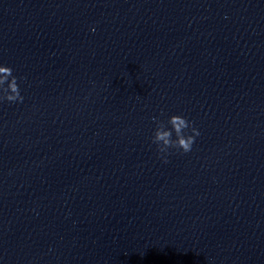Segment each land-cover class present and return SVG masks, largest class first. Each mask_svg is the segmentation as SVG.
<instances>
[{
    "label": "clouds",
    "instance_id": "9594fccd",
    "mask_svg": "<svg viewBox=\"0 0 264 264\" xmlns=\"http://www.w3.org/2000/svg\"><path fill=\"white\" fill-rule=\"evenodd\" d=\"M23 99L18 78L13 74V69L9 66L0 65V102L17 103L23 102ZM153 121L157 123V118L153 117ZM168 123L171 125L172 130L166 131L156 128L152 137V143L157 146V151L161 154V158L165 163L168 162L169 149H177L183 153H188L192 150L196 137L200 135L199 130L193 126V123L182 115L170 116ZM173 132L175 133V139H173Z\"/></svg>",
    "mask_w": 264,
    "mask_h": 264
}]
</instances>
